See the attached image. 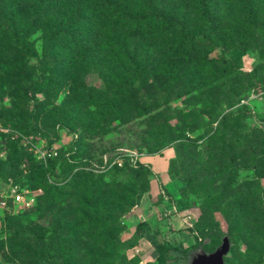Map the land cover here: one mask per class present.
I'll return each instance as SVG.
<instances>
[{
  "label": "rangeland",
  "instance_id": "374dc122",
  "mask_svg": "<svg viewBox=\"0 0 264 264\" xmlns=\"http://www.w3.org/2000/svg\"><path fill=\"white\" fill-rule=\"evenodd\" d=\"M121 1L132 15L154 7L182 13L190 3V25L200 27L203 18L200 0ZM217 1L228 22L225 46L201 41L213 69L207 83L196 78L191 86L128 75L131 51H164L166 42L150 36L154 29L107 35L97 54L83 56L68 73L63 59L47 53V33H27L30 22L22 13L15 15L16 24L0 15V54L18 51L0 62V195L2 181L11 176L37 200L31 210L7 201L0 213V264H101L113 250L79 217L65 226L71 204L60 200L65 187L74 181L78 188L89 178L113 189L106 203L117 206L116 238L132 264H155L158 232L182 246L194 237L203 240V254L190 264H202L224 244L222 264L226 256L236 258L234 264H264V0ZM242 22L247 24L237 36ZM24 38L29 47L23 52ZM78 88L92 89L95 99L107 95L74 108ZM84 130L88 138L81 141ZM147 145L172 149L167 185L143 169L140 158L157 151ZM41 151L57 156L41 159ZM188 157L200 168L187 177ZM96 190H90L91 199ZM53 193V207L43 216ZM168 208L181 229H166Z\"/></svg>",
  "mask_w": 264,
  "mask_h": 264
},
{
  "label": "trees",
  "instance_id": "16d2710c",
  "mask_svg": "<svg viewBox=\"0 0 264 264\" xmlns=\"http://www.w3.org/2000/svg\"><path fill=\"white\" fill-rule=\"evenodd\" d=\"M220 1L224 2L225 0ZM186 5V11L182 13L168 15L154 7L146 14L132 15L121 0H0V15L7 22L16 24L15 15L22 13L28 17V22H30V29L27 33H31L33 30L47 33V53L56 59H63L68 73L75 70V62L83 56L90 58L97 54L107 43L106 39L109 37L107 35L113 36L117 33L125 36L130 33L136 35L141 31L154 29L150 36L166 42L164 51L144 55H136V51H131L130 59L126 63L128 75L137 76L142 82H146L150 78L152 80L164 79L173 86L179 79L184 86L193 85V80L196 78L205 84L212 72L213 62L206 59V55L210 51L205 52L200 43L203 40H217L222 42L221 46H225L227 38L225 27H228V22L225 20L226 16L222 14V9H219L217 0H200L199 9L203 13V18L200 27H193L188 19L191 4L187 3ZM249 16L251 20H256L257 16L255 17L252 12ZM246 24L245 22L239 24L236 31L237 36L243 33L241 26H246ZM20 41L22 43L19 48L24 52L27 49L26 46L29 47V41L26 38ZM247 45V43L242 44L244 47ZM17 53L18 51H15L11 56L1 53L0 62L2 60L10 61ZM92 91L89 88H78L73 107L87 108L100 103L107 95L100 93L99 97L95 99V94ZM223 95L220 91L216 102H219ZM20 124L26 126L25 123L21 122ZM88 133V130L82 132L81 141L88 138ZM147 148L148 151L157 150L154 154L162 153L159 151V146L151 148L147 145ZM188 158L185 172L187 177L193 176L200 168L193 157ZM143 169H148L151 172L145 165ZM8 179L20 186L11 176H7L2 182L5 183ZM96 187L95 199H91L92 191L90 190H94ZM63 190L67 193L60 197V200L71 204L69 209L67 208L71 210L69 211L71 215L64 219L66 220L65 226L71 227V222L73 223L74 219L79 217L85 230L89 229L90 233L98 232L102 236L99 240L102 244L110 246L109 248L113 251L100 260L101 264L108 261V264H132L126 260L123 253H120L123 248L116 238L118 222L115 218V211L117 206L114 208L106 203V199L113 192L110 185L103 184L102 179L93 182L89 178L85 184L78 188L75 187L73 181L69 187H65ZM53 195L55 193L47 196L41 209L43 216H46L53 207L50 199ZM36 206L37 200L32 207L26 210H31ZM205 216L206 211H201L200 218L204 219ZM92 218L96 220L93 221ZM157 236L158 241L154 248L155 264H169L168 258L173 253L177 254L175 264H190L196 255L203 254L205 243L197 237L192 238L190 245L182 246L179 241H169L161 232H158ZM232 259L236 258L226 256L223 259V264H234Z\"/></svg>",
  "mask_w": 264,
  "mask_h": 264
},
{
  "label": "built area",
  "instance_id": "2783aa9c",
  "mask_svg": "<svg viewBox=\"0 0 264 264\" xmlns=\"http://www.w3.org/2000/svg\"><path fill=\"white\" fill-rule=\"evenodd\" d=\"M57 156L55 151H41L39 158L41 159H53ZM118 165H121L118 163ZM6 189L0 195V213L4 212L7 207V201H10L12 205L19 209H28L32 207L36 201L34 193L26 192L20 188L19 185L15 184L11 179H8L5 184ZM186 219H190L187 217ZM136 250L135 253H138Z\"/></svg>",
  "mask_w": 264,
  "mask_h": 264
},
{
  "label": "crops",
  "instance_id": "0c3cea01",
  "mask_svg": "<svg viewBox=\"0 0 264 264\" xmlns=\"http://www.w3.org/2000/svg\"><path fill=\"white\" fill-rule=\"evenodd\" d=\"M173 157L172 149H167L163 151L161 154L155 155H144L140 158V162L147 166L151 172L159 178V180L164 184L167 185L169 178H168V164L170 159ZM168 218H166V223L169 224L166 226L167 230H171L172 228H176L177 230L181 229L177 227L178 222L176 221V216L172 215V208L167 209ZM174 233V232H172Z\"/></svg>",
  "mask_w": 264,
  "mask_h": 264
},
{
  "label": "bare ground",
  "instance_id": "6f19581e",
  "mask_svg": "<svg viewBox=\"0 0 264 264\" xmlns=\"http://www.w3.org/2000/svg\"><path fill=\"white\" fill-rule=\"evenodd\" d=\"M225 249H226V246L223 245L219 250L216 251V253L214 255H212L211 257H209V259L206 260V261H204L202 264H220V260H221V257L223 255V253L225 252Z\"/></svg>",
  "mask_w": 264,
  "mask_h": 264
},
{
  "label": "water",
  "instance_id": "95a60500",
  "mask_svg": "<svg viewBox=\"0 0 264 264\" xmlns=\"http://www.w3.org/2000/svg\"><path fill=\"white\" fill-rule=\"evenodd\" d=\"M224 245H225V244H224ZM222 246H223V245H222ZM225 246H226V245H225ZM225 252H226V249H225ZM225 252L223 253V255L225 254ZM215 253H216V252H215ZM215 253H214V254H215ZM214 254H212V255H214ZM223 255H222V256H223ZM220 264H222V257H221V260H220Z\"/></svg>",
  "mask_w": 264,
  "mask_h": 264
}]
</instances>
